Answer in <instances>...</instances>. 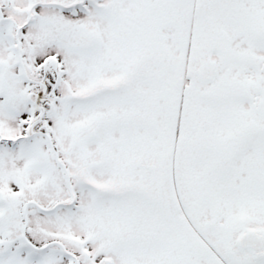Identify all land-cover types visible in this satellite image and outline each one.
<instances>
[{"label":"snow or ice","instance_id":"obj_1","mask_svg":"<svg viewBox=\"0 0 264 264\" xmlns=\"http://www.w3.org/2000/svg\"><path fill=\"white\" fill-rule=\"evenodd\" d=\"M0 264H264V0H0Z\"/></svg>","mask_w":264,"mask_h":264}]
</instances>
